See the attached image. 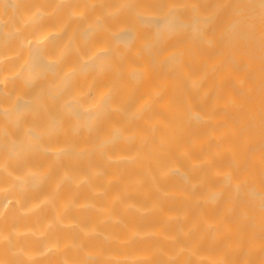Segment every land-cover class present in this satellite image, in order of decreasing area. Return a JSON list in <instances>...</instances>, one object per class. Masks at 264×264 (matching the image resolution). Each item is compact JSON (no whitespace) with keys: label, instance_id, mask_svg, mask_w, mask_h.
I'll list each match as a JSON object with an SVG mask.
<instances>
[{"label":"bare ground","instance_id":"6f19581e","mask_svg":"<svg viewBox=\"0 0 264 264\" xmlns=\"http://www.w3.org/2000/svg\"><path fill=\"white\" fill-rule=\"evenodd\" d=\"M0 264H264V0H0Z\"/></svg>","mask_w":264,"mask_h":264}]
</instances>
